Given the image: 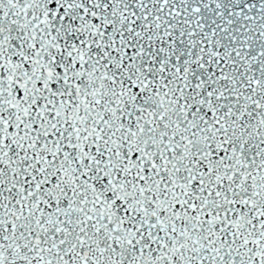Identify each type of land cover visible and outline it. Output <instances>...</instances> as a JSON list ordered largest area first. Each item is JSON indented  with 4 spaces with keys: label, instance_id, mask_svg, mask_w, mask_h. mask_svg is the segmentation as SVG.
<instances>
[{
    "label": "snow or ice",
    "instance_id": "1",
    "mask_svg": "<svg viewBox=\"0 0 264 264\" xmlns=\"http://www.w3.org/2000/svg\"><path fill=\"white\" fill-rule=\"evenodd\" d=\"M0 264H264V0H0Z\"/></svg>",
    "mask_w": 264,
    "mask_h": 264
}]
</instances>
